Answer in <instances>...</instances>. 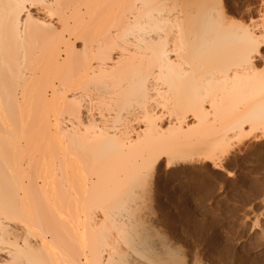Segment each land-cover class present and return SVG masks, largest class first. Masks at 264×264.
Segmentation results:
<instances>
[{"label": "bare ground", "instance_id": "bare-ground-1", "mask_svg": "<svg viewBox=\"0 0 264 264\" xmlns=\"http://www.w3.org/2000/svg\"><path fill=\"white\" fill-rule=\"evenodd\" d=\"M137 2L27 0L25 8L36 5L39 18L55 13V31L30 18L37 36L32 43L0 34V146L6 152L0 157V244L5 248L34 251L44 264L87 262L85 236L91 249L108 239L115 222L121 229L144 231L152 245L168 241L177 264L187 261L165 235L166 219L152 213L155 205L150 214L129 219L121 212L115 218L110 215L107 224L100 214L95 223L91 168L115 167L139 147L152 146L149 156L168 154L171 167L166 161L156 170L151 192V203H160L166 211L169 205L163 203L171 199L158 198L157 190L170 176L191 172L193 164L212 177L231 174L225 164L239 152V144L264 136V86L246 74L232 80L220 72L232 38L209 35L193 46L192 27L203 13L187 5L198 0H166L172 7L137 9L141 18H150L147 28H159L161 35L127 25L131 9L123 5ZM259 4L230 0L225 17L244 18L249 59L264 43ZM224 11L221 7V14ZM249 15L255 24L247 23ZM52 21L49 16L47 23ZM170 36L169 43L179 52L175 62L166 55L171 51L168 44L159 42ZM113 47L125 50L122 60L114 56ZM114 59L121 62L114 64ZM181 60L190 70L181 71ZM81 143L88 145L87 156ZM206 157L218 168L210 167ZM212 250L235 263V250ZM200 259L194 260L205 264Z\"/></svg>", "mask_w": 264, "mask_h": 264}, {"label": "snow or ice", "instance_id": "snow-or-ice-1", "mask_svg": "<svg viewBox=\"0 0 264 264\" xmlns=\"http://www.w3.org/2000/svg\"><path fill=\"white\" fill-rule=\"evenodd\" d=\"M27 0H0V9H4L0 13V34L7 32L12 37L20 38L26 43H32L36 39L32 28L29 25V19H37L39 24L46 28L55 31L58 25L55 22V13L48 12L44 18H39L36 5L31 9L25 8ZM57 7H62L56 4ZM131 9L128 13L127 25L133 29L137 27L144 28L151 34L155 32L161 35L159 28H147V24L151 23L150 18H141L136 10L159 8L167 9L172 7L166 0H143L131 5H123ZM190 8L201 10L202 16H199L192 27L193 46H197L200 42L209 35L221 34L232 38V44L227 48V59L221 62L220 72L228 79L237 80L242 74H246L251 80H254L264 86V43L259 45V54L254 59H249L245 55L246 44L249 31L245 27V21L242 17H234L226 19L230 8V0H198L197 3L187 5ZM221 7L225 8L221 14ZM251 13L252 9L246 10ZM259 19L264 21V0H260L259 9L257 12ZM53 16L51 24L47 23L48 17ZM135 17V19L133 18ZM251 15L247 17V23L255 24L256 20L251 19ZM177 24L179 22L177 21ZM182 27V25H181ZM131 34V33H130ZM175 35V32L172 33ZM163 40L168 44L171 51L167 52V57L170 62H175L179 58V52L173 48V44ZM178 46H179V42ZM114 56H121L124 49L113 47ZM8 56L12 55L9 49ZM120 60L113 61L114 64H119ZM182 72L186 69L190 70L191 65L185 64L183 60L179 65ZM153 71V65H152ZM235 72L237 75L233 76ZM7 79V72L5 73ZM142 86H145L142 82ZM264 95V92H262ZM140 123V122H136ZM143 127V124H141ZM264 139V137H261ZM139 145V142L137 143ZM152 146L139 147L131 156L126 157L119 165L98 169L95 166L91 168V187L94 195L91 202V211L94 214V222L99 223V216L103 214L105 217L104 223H108V217L113 218L121 212L127 213L129 219L143 215L145 212H151V192L155 182L156 170L166 161H170L171 167L172 158L164 153L157 152L155 155L149 156ZM80 150L88 155L89 148L86 143H81ZM228 153H218V155H227ZM6 152L3 146H0V157H5ZM210 167L218 168L213 164L210 157L205 158ZM237 174L225 172L222 179L227 183L229 178L236 179ZM264 218V214L261 215ZM167 241V238L163 237ZM84 250L88 255L87 262L85 260H73L71 264H177L174 259V254L169 247L167 241L163 246L152 245L148 242L146 233L139 229L131 230L121 229L115 222L109 229L108 239L89 249L87 244V236L84 240ZM0 264H44V262L35 258L34 251H18L13 252L9 248H5L0 244ZM180 264H198L191 256L187 261H180Z\"/></svg>", "mask_w": 264, "mask_h": 264}, {"label": "rangeland", "instance_id": "rangeland-1", "mask_svg": "<svg viewBox=\"0 0 264 264\" xmlns=\"http://www.w3.org/2000/svg\"><path fill=\"white\" fill-rule=\"evenodd\" d=\"M261 137L264 136L244 140L239 144V152L228 157L225 165L237 174L235 180L230 177L225 183L221 178L224 173L212 177L193 164L191 172L170 176L157 190L158 198H169L171 203H163L170 206L169 209L165 206L169 210L165 211L164 207V210L158 207L160 203L152 202L151 209L155 205L152 213L168 219L164 222L170 226L166 224L168 227L165 225L167 229L164 227L163 231L182 249L186 260L196 256L205 264H232L213 252L217 247L238 251L234 264H257L264 260V218L261 217L264 214V139Z\"/></svg>", "mask_w": 264, "mask_h": 264}]
</instances>
